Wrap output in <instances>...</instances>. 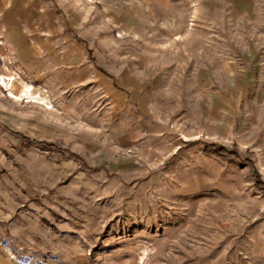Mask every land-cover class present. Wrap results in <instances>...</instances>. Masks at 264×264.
I'll list each match as a JSON object with an SVG mask.
<instances>
[{"label": "rangeland", "instance_id": "1", "mask_svg": "<svg viewBox=\"0 0 264 264\" xmlns=\"http://www.w3.org/2000/svg\"><path fill=\"white\" fill-rule=\"evenodd\" d=\"M0 77V264H264V0H0Z\"/></svg>", "mask_w": 264, "mask_h": 264}, {"label": "bare ground", "instance_id": "2", "mask_svg": "<svg viewBox=\"0 0 264 264\" xmlns=\"http://www.w3.org/2000/svg\"><path fill=\"white\" fill-rule=\"evenodd\" d=\"M0 82H1V84H3V85H5V78L4 77H0ZM30 96V95H29Z\"/></svg>", "mask_w": 264, "mask_h": 264}, {"label": "crops", "instance_id": "3", "mask_svg": "<svg viewBox=\"0 0 264 264\" xmlns=\"http://www.w3.org/2000/svg\"><path fill=\"white\" fill-rule=\"evenodd\" d=\"M17 39V41H18V43H20L24 48H25V46L20 42V40L18 39V38H16ZM12 43H13V40H12ZM15 46V45H14ZM16 48V47H15ZM17 56H18V54H17Z\"/></svg>", "mask_w": 264, "mask_h": 264}, {"label": "trees", "instance_id": "4", "mask_svg": "<svg viewBox=\"0 0 264 264\" xmlns=\"http://www.w3.org/2000/svg\"><path fill=\"white\" fill-rule=\"evenodd\" d=\"M50 146H52V144H50Z\"/></svg>", "mask_w": 264, "mask_h": 264}]
</instances>
